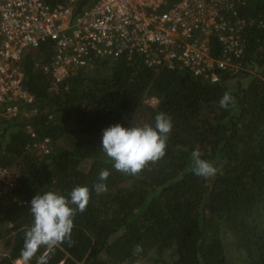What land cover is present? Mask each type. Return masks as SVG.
<instances>
[{
  "label": "trees",
  "instance_id": "obj_1",
  "mask_svg": "<svg viewBox=\"0 0 264 264\" xmlns=\"http://www.w3.org/2000/svg\"><path fill=\"white\" fill-rule=\"evenodd\" d=\"M238 15L241 68L213 83L187 69L147 68L135 56L94 60L51 87L41 65L53 43L24 53L23 84L37 111L0 119V164L13 172L10 194L21 202L0 199V264L23 258L31 198L47 190L66 196L75 186H87L90 197L74 217L71 246L41 247L27 264L42 254L48 264H264V0H244ZM226 92L232 100L222 108ZM158 113L172 122L165 155L134 175L115 170L99 147L102 130L152 124ZM44 138L47 153L27 149ZM193 149L215 175L193 173ZM105 169L107 190L97 194Z\"/></svg>",
  "mask_w": 264,
  "mask_h": 264
},
{
  "label": "built area",
  "instance_id": "obj_2",
  "mask_svg": "<svg viewBox=\"0 0 264 264\" xmlns=\"http://www.w3.org/2000/svg\"><path fill=\"white\" fill-rule=\"evenodd\" d=\"M81 1L88 6L79 9ZM241 4L244 0H0L1 116L36 113L20 61L45 41L54 45L50 63L41 65L51 87L77 69L91 68L94 60L135 56L150 69H187L194 77L218 82L225 71L241 68ZM24 131L35 138L29 124ZM47 141L29 140L26 147L45 154ZM13 184V172L0 164V199L21 205L10 194Z\"/></svg>",
  "mask_w": 264,
  "mask_h": 264
},
{
  "label": "clouds",
  "instance_id": "obj_3",
  "mask_svg": "<svg viewBox=\"0 0 264 264\" xmlns=\"http://www.w3.org/2000/svg\"><path fill=\"white\" fill-rule=\"evenodd\" d=\"M231 100L232 97L226 92L219 101L220 106L228 107ZM171 129V118L165 113H158L152 124L125 126L115 123L102 130L99 147L110 158L115 170L134 175L148 162H155L165 155ZM191 158L195 175H215L216 168L201 158L199 149H193ZM108 176L107 169L99 173V182L93 186L97 194L107 190L104 181ZM89 197L87 186H75L66 196L53 190L36 193L29 202L31 223L24 232L22 257L30 260L41 247L51 250L52 246L61 242L71 246L74 217L77 212L85 210ZM140 250L139 247L136 249ZM37 261L38 264H48V257L42 254Z\"/></svg>",
  "mask_w": 264,
  "mask_h": 264
},
{
  "label": "rangeland",
  "instance_id": "obj_4",
  "mask_svg": "<svg viewBox=\"0 0 264 264\" xmlns=\"http://www.w3.org/2000/svg\"><path fill=\"white\" fill-rule=\"evenodd\" d=\"M154 100L155 99H153V98H151V99H149V103H152V102H154ZM3 117L1 116V114H0V119H2ZM38 153H40L39 151H38ZM87 165V164H86ZM82 167L84 168V166L82 165ZM7 199H5V201H6ZM4 253V247H3V244H2V242L0 241V256L2 255ZM19 260V261H18ZM18 260H16L15 261V263L14 264H27L26 263V260L24 259V258H22V259H18ZM19 263H18V262ZM143 264H145V263H143Z\"/></svg>",
  "mask_w": 264,
  "mask_h": 264
},
{
  "label": "crops",
  "instance_id": "obj_5",
  "mask_svg": "<svg viewBox=\"0 0 264 264\" xmlns=\"http://www.w3.org/2000/svg\"><path fill=\"white\" fill-rule=\"evenodd\" d=\"M0 109H1V108H0ZM0 114H2V113L0 112ZM3 118H4V117H3ZM18 261H19V260H18ZM18 261H17V262H18ZM18 263H19V262H18Z\"/></svg>",
  "mask_w": 264,
  "mask_h": 264
}]
</instances>
